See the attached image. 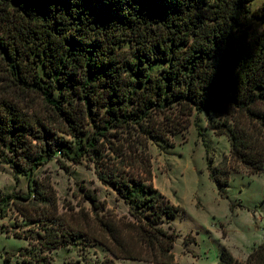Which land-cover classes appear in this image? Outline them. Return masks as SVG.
I'll use <instances>...</instances> for the list:
<instances>
[{
  "label": "trees",
  "instance_id": "trees-1",
  "mask_svg": "<svg viewBox=\"0 0 264 264\" xmlns=\"http://www.w3.org/2000/svg\"><path fill=\"white\" fill-rule=\"evenodd\" d=\"M254 1L0 0V156L29 177L57 153L87 158L132 217L50 226L33 235L42 247L82 235L110 253L84 264H174L180 209L153 183L149 142L172 145L202 112L230 143L218 165L204 143L220 190L233 171L264 170V3ZM30 180L29 197L52 204ZM216 264H264V238L244 260L222 246Z\"/></svg>",
  "mask_w": 264,
  "mask_h": 264
},
{
  "label": "rangeland",
  "instance_id": "rangeland-1",
  "mask_svg": "<svg viewBox=\"0 0 264 264\" xmlns=\"http://www.w3.org/2000/svg\"><path fill=\"white\" fill-rule=\"evenodd\" d=\"M263 3L254 1L255 6ZM191 119L188 128L172 138V145L159 138L149 142L153 183L180 209L170 220L176 233L174 264H216L222 246L244 260L264 238V170L254 175L242 168L233 171L228 186L220 190L209 177L204 143L212 165H218L230 154L229 140L215 132L205 112ZM98 173L97 164L87 158L73 162L57 153L29 177L0 156V200L6 199L5 214L0 215V264H84L110 256L103 245L82 235L68 237L70 242L52 249L33 238L50 226L63 230L65 224L68 232H73V226L85 230L95 213L132 219L128 205ZM30 179L38 180L52 204L37 195L29 197ZM87 193L95 195L96 203L105 209L95 210ZM47 216L55 218L49 221ZM114 260L115 264H161Z\"/></svg>",
  "mask_w": 264,
  "mask_h": 264
}]
</instances>
